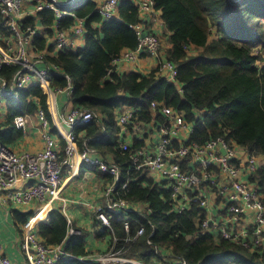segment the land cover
<instances>
[{"label":"trees","instance_id":"16d2710c","mask_svg":"<svg viewBox=\"0 0 264 264\" xmlns=\"http://www.w3.org/2000/svg\"><path fill=\"white\" fill-rule=\"evenodd\" d=\"M100 2L75 0L65 7L67 12L84 18L85 43L76 50L63 49L47 57L69 75L71 103L101 116V123L77 126L76 133L85 132L81 138L76 134L77 138H92L89 145L111 155L120 166L118 189L127 183L122 190L125 200L147 204V218L136 213L129 216L130 234L134 236L141 225L145 233L128 244L120 240L118 248L126 249L128 256L151 260L154 249L147 241L153 225V245L171 249L188 264H264V250L253 252L223 239L215 242L210 233L200 232L196 221L204 217V212L199 207L182 214L170 212L169 191L160 182L128 170L129 154L119 149V128L115 126L122 108L134 110L133 121L150 122L151 103L156 102L183 113L185 121L193 124L190 141L203 143L223 136L264 157V0H155L169 32L164 52L177 66V84L161 75L158 67L146 76L133 71L109 73L114 58L126 49L136 48L138 38L132 26L140 17L134 0H120L116 17L103 20L98 13ZM38 16L46 27L55 22L52 10H42ZM74 22L75 17L66 14L58 21V28L70 29ZM23 23L35 25L33 19H23ZM213 31L215 36L210 39ZM0 34H5L1 19ZM34 46L36 50L44 49L45 39L37 35ZM191 49L198 52L190 54ZM16 70L4 67L1 74L9 79ZM52 79L55 87L67 84L62 75ZM38 105L47 108L46 95L39 86L19 90L10 104L6 128L0 129V139L9 144L21 136L12 123L13 116L32 115ZM156 120L160 121V115ZM5 124L0 123V128ZM102 125L109 131L107 137L102 136ZM142 146V141L135 138L130 150ZM252 181L264 191V162ZM11 212L18 226L26 221L28 214ZM111 224L115 235L123 239L126 231L117 215L111 218ZM37 232L46 243L59 244L67 237L66 218L54 210L48 222L39 224ZM65 248L76 256L86 254L82 238L76 235L67 238ZM58 264L94 263L61 259Z\"/></svg>","mask_w":264,"mask_h":264},{"label":"built area","instance_id":"2783aa9c","mask_svg":"<svg viewBox=\"0 0 264 264\" xmlns=\"http://www.w3.org/2000/svg\"><path fill=\"white\" fill-rule=\"evenodd\" d=\"M70 1L33 0L32 10L27 12L34 15L45 9L54 12L56 31L52 43L58 50L77 49L74 42L68 39L67 32L58 28V21L66 14L75 17L73 35L84 37L86 32L84 18L65 10ZM119 1L101 0L98 13L103 20L116 17ZM134 1L140 17V21L132 26L138 44L136 48L126 49L114 58L109 73L120 74L119 66L123 62L135 61L139 55L146 54L156 59L161 75L177 84V66L165 55L163 31L158 29L164 23L155 0ZM24 2L0 0V19L5 29V34H0V117L5 98L17 99L19 90L39 86L46 95L47 103L46 109L38 105L35 111L43 146L34 152L17 151L0 139V207L6 212L11 206L32 209L20 226L19 245L25 263L58 264L61 259H78L94 264H188L183 257L174 255L171 249L153 245L150 240L153 225L147 241L154 249L151 260L128 256L126 249L118 248L120 240L128 244L145 233V227L141 225L134 236L130 234L129 216L136 213L147 218V204L125 200L122 190L126 189L127 183L122 184V190L118 189L120 166L111 157L90 146L92 138H77L74 132L76 126L101 123V116L90 109L69 108L60 101L59 96L64 94L70 99L73 89L71 79L48 59L46 53L36 50L34 38L40 34V28L24 25ZM151 21L154 23L153 29L148 27ZM4 67H17V70L7 79L1 74ZM56 74L66 79L65 87L52 85V78ZM150 108L154 120L160 115L161 137L151 147L142 146L134 151L130 150L132 139H125L124 135L130 126L139 129L138 125L142 122L133 121L134 110L131 108L118 113V147L129 154L128 170L160 182L169 191L170 212L182 214L193 206L199 207L204 217L197 219L196 227L202 233H210L215 242L223 239L261 253L264 250V191L252 181V177L264 162V157L223 136L203 143L190 141V135L178 139L183 130L188 128L192 132L193 124L187 123L183 113L171 106H159L152 102ZM12 123L23 135L30 129L27 114H15ZM101 131L106 133L103 125ZM83 165L95 167L111 176L112 181L105 190L106 207H99L95 217L100 227L112 234L113 247L106 252L76 256L65 248L67 238L77 234L70 220L67 237L59 244L46 243L37 229L39 224L50 220L55 201L61 198L65 186L78 176ZM115 214L126 231L123 239L115 235L111 224L112 215ZM0 264H15L4 253L1 241Z\"/></svg>","mask_w":264,"mask_h":264},{"label":"crops","instance_id":"0c3cea01","mask_svg":"<svg viewBox=\"0 0 264 264\" xmlns=\"http://www.w3.org/2000/svg\"><path fill=\"white\" fill-rule=\"evenodd\" d=\"M58 1L63 3L69 0ZM33 4V0H25L23 7V12L25 15L24 20L33 19L35 25L40 28L39 36L45 39L46 47L41 50L37 49V51L44 52L47 56L53 57V55H55L59 51L52 43V37L54 36L56 29L54 28V24L50 27L44 26V24L40 22L38 14H27V12H31ZM153 24V21H151L148 27L153 29ZM158 29H161V31H163L162 38L164 40L165 47H168L169 43L167 40L169 32L166 30V27L164 25H162L160 28L158 27ZM65 31L67 32L68 39L71 42H74L77 48L84 45L85 37H76L75 35H73L72 27L70 29H66ZM49 45L52 46L50 49H48L47 47ZM197 52V49L190 50V54H196ZM155 67H157L156 59L149 55L142 54L139 55L135 61L123 62L121 66H119V72L120 74H123L125 72L133 71L146 76ZM167 79L170 81L169 78ZM59 98L60 101L62 103H66L69 108L74 107L70 99L65 94L59 96ZM4 107V104H2L0 117L1 124H5L10 113V105L6 108ZM125 109L126 108H122L118 113L124 111ZM118 113L115 126H117L120 130V126L118 124ZM28 116L30 118V129L28 133L26 135H23L21 132V136L17 137L13 142L9 144L5 143L12 147L14 150H26L34 152L43 146V141L37 129L38 122L35 117V113ZM138 127L139 129L136 130L132 126L130 130L124 135V138L132 139V142L135 140V138H137L142 141L144 147H151L161 137V133L159 131L160 121L157 122V120L152 119L148 123H142L141 125H138ZM4 128H6V124L3 125L0 129ZM75 128L74 132L76 133ZM104 128L106 130V133L102 132V136L107 137L109 135V131L106 126H104ZM84 133V130H78L76 134L79 138H81L82 136H84ZM190 134L191 129L187 128L183 130L178 139L186 138ZM107 155L111 157V155ZM66 177L67 174L64 175V178ZM111 181V176L107 175L106 173L97 170L95 167L83 165L78 176L72 179L65 186L64 190L62 191L61 198L55 201L54 210L61 213L66 218L67 229L68 220H70L71 226L77 231V234H73L71 236L76 235L82 238L84 250L86 251V253L106 252L110 251L113 247L112 234L107 229L100 227L95 217L96 210L99 207L103 209L106 207L105 190L111 183ZM12 210L26 213L29 216L32 209L29 207L21 208L11 206L9 212H6L2 207H0V241L3 246V251L6 256L14 261L15 264H26L19 245L20 226L16 224L13 218L11 212ZM115 215H112V218L116 217ZM249 216L251 217L252 213H250Z\"/></svg>","mask_w":264,"mask_h":264},{"label":"rangeland","instance_id":"374dc122","mask_svg":"<svg viewBox=\"0 0 264 264\" xmlns=\"http://www.w3.org/2000/svg\"><path fill=\"white\" fill-rule=\"evenodd\" d=\"M214 36H215V34L212 32L210 39H212ZM193 51H194V50H193ZM14 100H15V99L5 98V100H4V102H3V104H4V106H5L4 108L8 107V106L11 104V102L14 101Z\"/></svg>","mask_w":264,"mask_h":264},{"label":"water","instance_id":"95a60500","mask_svg":"<svg viewBox=\"0 0 264 264\" xmlns=\"http://www.w3.org/2000/svg\"><path fill=\"white\" fill-rule=\"evenodd\" d=\"M74 1H75V0H71V1H70V4L73 3Z\"/></svg>","mask_w":264,"mask_h":264}]
</instances>
